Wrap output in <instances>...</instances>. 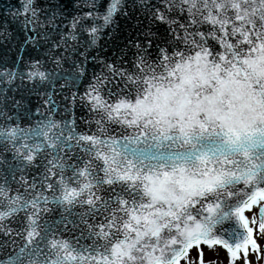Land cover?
I'll return each instance as SVG.
<instances>
[{
	"label": "snow or ice",
	"instance_id": "obj_1",
	"mask_svg": "<svg viewBox=\"0 0 264 264\" xmlns=\"http://www.w3.org/2000/svg\"><path fill=\"white\" fill-rule=\"evenodd\" d=\"M205 248L264 264V0L4 3L0 264Z\"/></svg>",
	"mask_w": 264,
	"mask_h": 264
},
{
	"label": "water",
	"instance_id": "obj_2",
	"mask_svg": "<svg viewBox=\"0 0 264 264\" xmlns=\"http://www.w3.org/2000/svg\"><path fill=\"white\" fill-rule=\"evenodd\" d=\"M8 0H4V3H7ZM4 3H0V7H3L4 6ZM120 23V26H121V29L125 32V34H127V32L129 31V24H131L132 22H125V20H120L119 21ZM101 43H103V41H101ZM105 48H111V45L110 44H105L104 45ZM8 56L6 57V59L9 61V64L6 65V66H10V67H20L21 65H12L11 64V60L13 59L14 56L16 55H21L25 58V60H27V57L29 55L27 49L23 50V51H19L17 50L14 46H10L8 49ZM109 55H111V52L109 51L108 53ZM17 83H19V80H17ZM81 90H83V87L81 86ZM35 102V100H34ZM77 115L79 116L80 113L77 112Z\"/></svg>",
	"mask_w": 264,
	"mask_h": 264
},
{
	"label": "rangeland",
	"instance_id": "obj_3",
	"mask_svg": "<svg viewBox=\"0 0 264 264\" xmlns=\"http://www.w3.org/2000/svg\"><path fill=\"white\" fill-rule=\"evenodd\" d=\"M205 258L206 260H215L216 264H227V255L223 250H219L217 253L208 251L207 248H205Z\"/></svg>",
	"mask_w": 264,
	"mask_h": 264
}]
</instances>
